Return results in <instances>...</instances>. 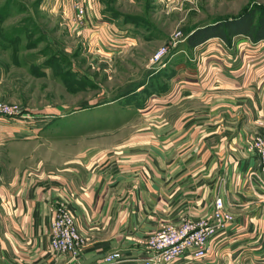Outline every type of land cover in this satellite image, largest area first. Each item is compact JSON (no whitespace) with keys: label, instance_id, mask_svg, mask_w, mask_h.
I'll return each instance as SVG.
<instances>
[{"label":"crops","instance_id":"obj_1","mask_svg":"<svg viewBox=\"0 0 264 264\" xmlns=\"http://www.w3.org/2000/svg\"><path fill=\"white\" fill-rule=\"evenodd\" d=\"M84 1L81 36L111 57L163 37L145 15L186 11L199 0ZM131 5L142 12H128ZM126 15L140 19L125 22ZM215 18L191 24L183 37ZM110 40L121 47L110 49ZM181 42L152 74L91 100L98 104L93 110L115 106L119 114L86 131H51L59 138L50 159L0 182V264H83L98 255L88 264H141L153 232L209 219L216 197L231 218L211 240L209 255L200 261L185 254L172 264H264V174L254 171L257 159L248 149L264 120V40ZM5 120L0 133L22 128ZM55 198L72 208L85 238L75 257L49 251ZM112 252L120 259L106 263Z\"/></svg>","mask_w":264,"mask_h":264},{"label":"rangeland","instance_id":"obj_2","mask_svg":"<svg viewBox=\"0 0 264 264\" xmlns=\"http://www.w3.org/2000/svg\"><path fill=\"white\" fill-rule=\"evenodd\" d=\"M254 2L264 0H199L186 11L154 10L144 17L156 22L163 37L141 40L133 53L110 57L69 30L70 0H0V102L34 117L15 119L22 128L0 133V182L42 167L52 144L58 143L56 135L86 131L106 124L109 114H119L115 106L93 110L98 104L91 100L97 95L108 98L114 87L123 90L152 74L150 58L157 48L165 46L170 53L183 44L173 46L170 33L180 31L183 37L193 23L236 16ZM127 11L141 13L142 7L131 5ZM6 118L0 116L3 122ZM35 121L40 124L33 125Z\"/></svg>","mask_w":264,"mask_h":264},{"label":"built area","instance_id":"obj_3","mask_svg":"<svg viewBox=\"0 0 264 264\" xmlns=\"http://www.w3.org/2000/svg\"><path fill=\"white\" fill-rule=\"evenodd\" d=\"M70 6L72 13L67 26L71 32L81 36L86 25L85 1L70 0ZM169 38L173 46L185 40L180 31L172 32ZM111 41L107 42L110 49L121 47V45H114ZM168 51L165 46H160L155 50L150 58L153 67L163 66V59ZM0 116L24 121L34 118L29 114L22 113L19 108L1 102ZM258 125L261 129L249 141L248 149L257 159V167L254 171L264 174V120H260ZM225 207L223 198L216 197L209 219H201L198 222L185 221L178 225L165 224L153 232L146 240L148 254L142 257L141 264H172L185 254L195 260L205 259L209 255L211 240L224 225V222L231 218ZM52 213L49 251L57 256L75 257L83 247L84 237L78 230L72 208L67 203L56 199L52 203ZM120 257L118 252H112L106 255L103 260L106 263H114Z\"/></svg>","mask_w":264,"mask_h":264},{"label":"trees","instance_id":"obj_4","mask_svg":"<svg viewBox=\"0 0 264 264\" xmlns=\"http://www.w3.org/2000/svg\"><path fill=\"white\" fill-rule=\"evenodd\" d=\"M0 16L2 18V11ZM139 19L138 16L123 17L125 22L138 23ZM236 35H244L253 43L264 40V3H251L236 16L199 26L184 41L188 47H196L210 38H220L230 45Z\"/></svg>","mask_w":264,"mask_h":264},{"label":"water","instance_id":"obj_5","mask_svg":"<svg viewBox=\"0 0 264 264\" xmlns=\"http://www.w3.org/2000/svg\"><path fill=\"white\" fill-rule=\"evenodd\" d=\"M98 258H100V256L98 255V256H96V257H93V258H91V259H88L87 261H84V263L83 264H88V263H90V262H92V261H94V260H96V259H98Z\"/></svg>","mask_w":264,"mask_h":264}]
</instances>
